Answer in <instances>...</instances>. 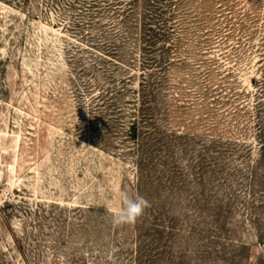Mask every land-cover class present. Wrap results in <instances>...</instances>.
<instances>
[{
  "label": "rangeland",
  "instance_id": "obj_1",
  "mask_svg": "<svg viewBox=\"0 0 264 264\" xmlns=\"http://www.w3.org/2000/svg\"><path fill=\"white\" fill-rule=\"evenodd\" d=\"M0 264H264V0H0Z\"/></svg>",
  "mask_w": 264,
  "mask_h": 264
},
{
  "label": "clouds",
  "instance_id": "obj_2",
  "mask_svg": "<svg viewBox=\"0 0 264 264\" xmlns=\"http://www.w3.org/2000/svg\"><path fill=\"white\" fill-rule=\"evenodd\" d=\"M121 207L118 211L112 213V222L117 226L135 224L149 208L150 202L137 194L134 198L126 191L120 192Z\"/></svg>",
  "mask_w": 264,
  "mask_h": 264
}]
</instances>
